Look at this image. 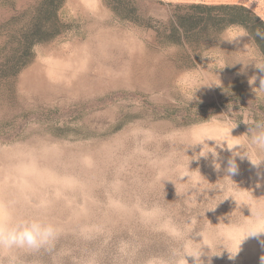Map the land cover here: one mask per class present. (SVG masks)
I'll list each match as a JSON object with an SVG mask.
<instances>
[{
	"label": "rangeland",
	"instance_id": "374dc122",
	"mask_svg": "<svg viewBox=\"0 0 264 264\" xmlns=\"http://www.w3.org/2000/svg\"><path fill=\"white\" fill-rule=\"evenodd\" d=\"M40 2L0 0V224L41 216L58 235L51 251L0 246V264H148L197 245L222 251L211 264H264V234L244 239L251 212L237 207L264 196V163L237 158L232 181L202 144L184 151L225 143L205 141L223 169L243 121L264 118V58L246 30L189 6L264 20V0H64L45 39L25 41Z\"/></svg>",
	"mask_w": 264,
	"mask_h": 264
},
{
	"label": "clouds",
	"instance_id": "9594fccd",
	"mask_svg": "<svg viewBox=\"0 0 264 264\" xmlns=\"http://www.w3.org/2000/svg\"><path fill=\"white\" fill-rule=\"evenodd\" d=\"M257 34L260 35L259 32ZM242 36L243 34H237L236 37L226 40L231 42L232 40ZM254 64L256 68L264 71V61L255 62ZM255 80V76L251 77L250 83H254ZM253 91H255L256 96H258L259 93L264 92V77L260 78V87L258 89L254 88ZM261 116L264 117V114H261ZM243 123L249 126L247 132L244 134V142L235 144L232 147H228L226 145L227 151L230 152V156L227 158L226 166H224L223 169L219 153L216 151V148L210 147L205 142L209 140L215 141L212 138L205 137L201 142L188 143L184 151L193 145L202 144L203 148L199 153V156L207 158L209 153H211V166L213 169L217 172L223 170V178H228L230 180H232V177L237 175L239 172L237 158L240 160L247 158L253 166L259 168L260 165L264 163V118L253 117L243 121ZM205 145H208L209 147L205 148ZM215 145L219 146L221 149H224L225 147V143L221 144L216 141ZM196 158L197 157L194 156V159ZM256 186L260 187V184L257 183ZM219 187L220 186L217 185L218 189ZM253 199L254 203L252 204L242 202L237 204L239 210L242 206L246 205L251 212V215L248 216V218L251 220L252 226L246 232L244 239L250 236L255 237L264 234V196L260 198L253 197ZM57 235V227L41 216L19 217L12 219L5 224H0V246L7 249H27L33 252H38L40 250L51 251ZM262 243H264V241H262ZM204 246L206 245H197L190 250L183 247L175 248L171 251L168 259H150L148 264H188L185 259L186 256L193 257L194 264H211V257L213 255L219 256L222 251L216 252L207 246L210 251L205 253L203 250ZM224 250H227L230 259L234 258L239 251V249L230 251L226 246H224ZM203 255L208 256V260L206 262L201 259ZM261 260L264 262V257H261ZM9 264H16L15 257H10Z\"/></svg>",
	"mask_w": 264,
	"mask_h": 264
},
{
	"label": "trees",
	"instance_id": "16d2710c",
	"mask_svg": "<svg viewBox=\"0 0 264 264\" xmlns=\"http://www.w3.org/2000/svg\"><path fill=\"white\" fill-rule=\"evenodd\" d=\"M64 0H41L39 7V20H34L32 28L23 35L22 38L28 41L27 34L31 37L37 36L39 39H45L40 35L48 33L49 30H45L42 26L45 25V21L50 18L57 19L58 10L63 5ZM43 8V9H41ZM189 9L193 11L194 17L200 19H218L223 26H241L248 33L249 37L253 41L254 45L258 48L264 58V20L253 12L251 9L244 5L232 4V5H206V4H193L189 6ZM220 16V17H219ZM37 17V13H36ZM37 17V18H38ZM260 33L258 35L257 33ZM264 72V71H263ZM261 114H264V106H260Z\"/></svg>",
	"mask_w": 264,
	"mask_h": 264
},
{
	"label": "bare ground",
	"instance_id": "6f19581e",
	"mask_svg": "<svg viewBox=\"0 0 264 264\" xmlns=\"http://www.w3.org/2000/svg\"><path fill=\"white\" fill-rule=\"evenodd\" d=\"M88 55H85V57H88L89 55H90V50H87V52H86ZM100 63H102V64H106V62H104V61H102V60H100ZM40 71H42L43 72V69H41ZM61 71H63L62 69H57L56 70V72H61ZM72 72H70V73H67L68 75V80H70V85H75V78L77 77V75H76V73H77V69H75V70H71ZM64 72V71H63ZM62 72V73H63ZM69 72V71H68ZM60 76V75H59ZM86 79H88L87 77H86Z\"/></svg>",
	"mask_w": 264,
	"mask_h": 264
}]
</instances>
